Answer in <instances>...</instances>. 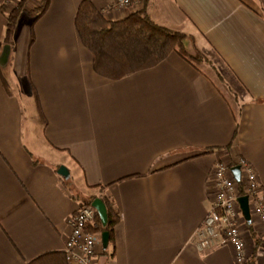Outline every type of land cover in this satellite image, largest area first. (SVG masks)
<instances>
[{"label":"crops","instance_id":"crops-1","mask_svg":"<svg viewBox=\"0 0 264 264\" xmlns=\"http://www.w3.org/2000/svg\"><path fill=\"white\" fill-rule=\"evenodd\" d=\"M18 1L0 0V264L63 253L65 221L90 198L119 215L106 249L93 232L95 264H233L217 238L206 250L192 238L218 161L244 159L264 193V0H149L151 20L183 33L185 49L212 67L171 53L118 80L93 71L78 39L83 0H49L4 59L6 14ZM89 1L111 21L142 2ZM239 221L254 264L263 261L257 223Z\"/></svg>","mask_w":264,"mask_h":264},{"label":"trees","instance_id":"trees-1","mask_svg":"<svg viewBox=\"0 0 264 264\" xmlns=\"http://www.w3.org/2000/svg\"><path fill=\"white\" fill-rule=\"evenodd\" d=\"M28 0H19L6 14L5 32L2 40L4 46L13 45L15 33L19 24L20 15L24 13ZM49 6V0H40V5L27 14L32 22L37 21ZM149 0H142L141 7L128 17L120 21L108 20L103 13L96 9L89 0H83L76 11L74 26L81 45L90 53L93 71L106 79L118 80L139 71L155 67L163 62L171 53H175L194 67L197 64H207V61L188 56L184 46L186 36L154 23L147 12ZM6 9V8H5ZM0 10L5 11L3 5ZM5 86L7 83L1 76ZM239 194L243 188L239 183ZM94 198L88 199L84 205L91 206ZM106 209L107 225L102 227L95 212L94 226L89 227L92 232H106L109 241L115 225L119 222V215L114 205L106 198L100 199ZM251 227V223H248ZM257 241V240H256ZM253 255L251 263L254 264ZM27 264H67L63 253H49L42 255Z\"/></svg>","mask_w":264,"mask_h":264},{"label":"built area","instance_id":"built-area-1","mask_svg":"<svg viewBox=\"0 0 264 264\" xmlns=\"http://www.w3.org/2000/svg\"><path fill=\"white\" fill-rule=\"evenodd\" d=\"M131 0H119V6L126 7ZM239 168L240 180L236 181L232 168ZM239 183L243 194H239ZM210 206L199 229L192 238L200 250L212 247L217 238L218 246H228L233 251V264H249V253L243 235L245 224L240 223L241 210L238 199L247 198L250 217L257 223V238L264 248V193L253 167L244 159L235 157L227 163L218 161L209 179ZM95 210L91 206L80 205L70 215L65 226L63 254L67 264H95L97 255V235L89 231L94 226ZM256 264H264V260Z\"/></svg>","mask_w":264,"mask_h":264},{"label":"water","instance_id":"water-1","mask_svg":"<svg viewBox=\"0 0 264 264\" xmlns=\"http://www.w3.org/2000/svg\"><path fill=\"white\" fill-rule=\"evenodd\" d=\"M9 53V47L8 46H4L3 48V56L4 59L7 58ZM57 173L59 175H61L64 178L68 177V171L63 168L60 167L59 170L57 171ZM232 173L234 175V178L236 181L240 180L239 177V168L238 167H233L232 168ZM238 204H239V208L241 210V214L244 218V220L247 223H250V213H249V208L247 205V198L246 197H241L238 199ZM91 207L95 210V212L97 213L99 219H100V223L102 225V227H105L107 225V213H106V209L105 206L103 204V202L100 199H95L92 203H91ZM101 240H102V247L103 249L107 248L108 242H109V236L108 233L104 232L101 234Z\"/></svg>","mask_w":264,"mask_h":264},{"label":"rangeland","instance_id":"rangeland-1","mask_svg":"<svg viewBox=\"0 0 264 264\" xmlns=\"http://www.w3.org/2000/svg\"><path fill=\"white\" fill-rule=\"evenodd\" d=\"M32 3H28L27 6H26V10L27 11H30L32 8L33 5H31ZM16 5V4H15ZM14 5V6H15ZM31 7V8H30ZM27 11H24V13H22L20 15V20H19V24H18V27L19 28L22 24L23 21H28L30 19V16L27 14L28 12ZM4 48V47H3ZM187 51V50H186ZM3 54V53H2ZM187 57L189 56L192 60L195 59V58H201L202 60H205L207 61V64H205L203 62V68L200 64H197L198 66H200L202 69H204V71H207V72H210L209 69L210 67H212L211 63L209 62V59L202 53L200 52L196 47H191V50L187 51ZM8 56H10V48H9V53H8ZM199 56V57H198ZM195 57V58H194ZM1 63V62H0ZM193 63H195V61L193 60ZM2 65H6L7 62H3L1 63Z\"/></svg>","mask_w":264,"mask_h":264}]
</instances>
